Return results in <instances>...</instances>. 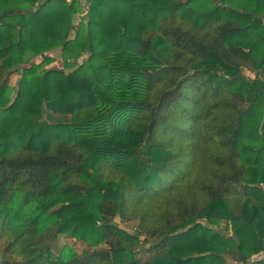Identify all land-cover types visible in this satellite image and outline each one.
<instances>
[{
	"label": "trees",
	"instance_id": "1",
	"mask_svg": "<svg viewBox=\"0 0 264 264\" xmlns=\"http://www.w3.org/2000/svg\"><path fill=\"white\" fill-rule=\"evenodd\" d=\"M261 253L264 0H0V264Z\"/></svg>",
	"mask_w": 264,
	"mask_h": 264
},
{
	"label": "rangeland",
	"instance_id": "2",
	"mask_svg": "<svg viewBox=\"0 0 264 264\" xmlns=\"http://www.w3.org/2000/svg\"><path fill=\"white\" fill-rule=\"evenodd\" d=\"M68 1H71V0H68ZM82 3H83L82 4V6H83L82 13H81V15H78L77 14L74 17V21H73V24L74 25H77L79 23L80 19H81L80 17L85 16V14H86L87 4L84 1H82ZM73 35L74 34L72 33L71 34V38L73 37ZM47 55L53 59V62L50 63L46 68H49V69H58V70H62L64 68V65H63V62H62V57H61V49H57V50H55V51H53L51 53H48ZM42 57L43 56L36 58L35 60H33L32 63H39L41 61ZM86 58H87L86 55L85 56H82L80 58V60H79V63H81L82 61H84ZM66 72H68V71H66ZM243 73L246 76H248L249 78H254V73L253 72H250L248 70H244ZM19 79H20V76L18 74H13L12 76H10L9 85L14 90V92L12 93V97H14V95H15V91L17 89V84H18ZM119 225H120V227L122 229H124L127 232H130V233H133L134 232L135 225L133 223H128V224L119 223ZM222 227H223V225H222ZM212 228L215 229V230H218L215 227H212ZM219 232L222 233L221 230H219ZM59 242L61 244H64V245L65 244L66 245H69L70 247H72L77 252H80L84 248V246L80 242H77L74 239H71V238H68V237H65V236L59 237ZM262 258H264V253H261V254L256 255V256L253 257L254 260H259V259H262ZM226 262L228 264H237V263H235L232 260L231 257H227L226 258Z\"/></svg>",
	"mask_w": 264,
	"mask_h": 264
},
{
	"label": "water",
	"instance_id": "3",
	"mask_svg": "<svg viewBox=\"0 0 264 264\" xmlns=\"http://www.w3.org/2000/svg\"><path fill=\"white\" fill-rule=\"evenodd\" d=\"M235 253H236V255H237V259H236V261H237L238 263H240V262L242 261V255H241V253H240L238 250H236Z\"/></svg>",
	"mask_w": 264,
	"mask_h": 264
}]
</instances>
